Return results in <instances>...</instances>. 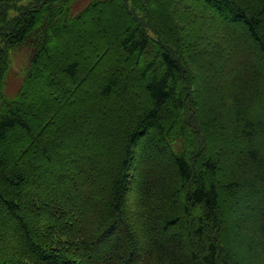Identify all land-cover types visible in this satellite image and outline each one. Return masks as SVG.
<instances>
[{"label":"trees","instance_id":"16d2710c","mask_svg":"<svg viewBox=\"0 0 264 264\" xmlns=\"http://www.w3.org/2000/svg\"><path fill=\"white\" fill-rule=\"evenodd\" d=\"M20 1L0 0V264H264V0Z\"/></svg>","mask_w":264,"mask_h":264},{"label":"rangeland","instance_id":"374dc122","mask_svg":"<svg viewBox=\"0 0 264 264\" xmlns=\"http://www.w3.org/2000/svg\"><path fill=\"white\" fill-rule=\"evenodd\" d=\"M31 2H34V0H22L19 3H17V5L26 6L30 4ZM88 2L89 0H76L74 4L72 5L73 12H77L81 10L85 5H87ZM195 7H196V10L199 9V12H201V8H202L206 14V17H208L209 19L213 18V16L211 15L212 7L209 4H205L202 7L200 6V4L197 3ZM14 14L15 12H13V10L10 9L8 10L7 17H10ZM209 22L207 20L195 17L193 23L191 22L192 24L188 27L189 29L186 32V40H188V42H191L193 38L198 37V40L200 41L197 45L200 48L205 47L208 45V43L211 44L213 41H215L217 34H215V30L212 31L211 29L212 27L210 26ZM147 31L150 36L154 37V34H153L154 31H152L151 29ZM202 40H204L203 43H201ZM207 48H209V46ZM30 54H31V51L27 46L18 48L12 53L7 54V57H9V59L11 60V65H10V69L8 70L6 74V78L4 82V89H5L4 93L5 94L12 96L17 92L22 82V79H23V72L25 71L26 66L29 62ZM259 62L260 64H264V62L261 60ZM190 74L192 77L193 74L192 73ZM193 85H195V83H193ZM207 147L209 146L207 145ZM132 194L133 193L129 190L128 196H127L128 203H131ZM49 206H50V203H49ZM49 214H51L50 211H49Z\"/></svg>","mask_w":264,"mask_h":264}]
</instances>
